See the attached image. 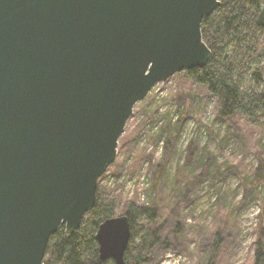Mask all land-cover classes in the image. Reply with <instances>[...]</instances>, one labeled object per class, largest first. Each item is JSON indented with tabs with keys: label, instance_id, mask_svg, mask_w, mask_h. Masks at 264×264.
Segmentation results:
<instances>
[{
	"label": "water",
	"instance_id": "water-1",
	"mask_svg": "<svg viewBox=\"0 0 264 264\" xmlns=\"http://www.w3.org/2000/svg\"><path fill=\"white\" fill-rule=\"evenodd\" d=\"M219 0H0V264H44L60 226L92 210L118 139L158 82L204 68ZM101 261L125 260L126 215L102 221Z\"/></svg>",
	"mask_w": 264,
	"mask_h": 264
},
{
	"label": "rangeland",
	"instance_id": "rangeland-1",
	"mask_svg": "<svg viewBox=\"0 0 264 264\" xmlns=\"http://www.w3.org/2000/svg\"><path fill=\"white\" fill-rule=\"evenodd\" d=\"M184 72L134 105L97 185L117 216L129 202L156 208L145 264H253L264 244V127L220 117L217 99Z\"/></svg>",
	"mask_w": 264,
	"mask_h": 264
},
{
	"label": "trees",
	"instance_id": "trees-1",
	"mask_svg": "<svg viewBox=\"0 0 264 264\" xmlns=\"http://www.w3.org/2000/svg\"><path fill=\"white\" fill-rule=\"evenodd\" d=\"M220 6L201 21L202 40L211 50L204 68L185 71L186 77L208 88L218 102L220 117L242 116L252 126L264 127V62L256 67L254 61L264 60V0H219ZM230 47V52L226 49ZM251 72L253 84L243 87L242 79ZM124 215L129 218L131 238L125 252L128 264L149 261V240L155 236L150 223L156 208L127 204ZM117 216L115 200L109 191L96 187L95 205L82 218L80 229L69 236L60 226L47 244L44 264H114L101 261L94 238L98 225ZM253 264H264V244H256Z\"/></svg>",
	"mask_w": 264,
	"mask_h": 264
}]
</instances>
